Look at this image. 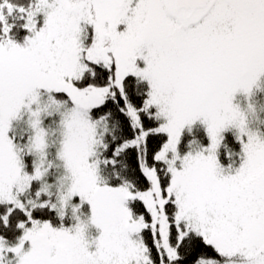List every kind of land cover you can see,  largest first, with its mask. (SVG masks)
<instances>
[{
  "label": "snow or ice",
  "instance_id": "1",
  "mask_svg": "<svg viewBox=\"0 0 264 264\" xmlns=\"http://www.w3.org/2000/svg\"><path fill=\"white\" fill-rule=\"evenodd\" d=\"M0 264H264V0H0Z\"/></svg>",
  "mask_w": 264,
  "mask_h": 264
}]
</instances>
